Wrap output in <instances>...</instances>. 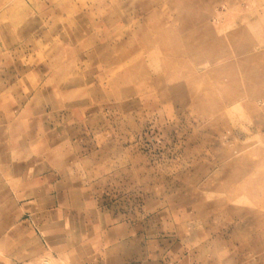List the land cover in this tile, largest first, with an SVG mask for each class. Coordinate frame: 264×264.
Instances as JSON below:
<instances>
[{
    "label": "rangeland",
    "instance_id": "obj_1",
    "mask_svg": "<svg viewBox=\"0 0 264 264\" xmlns=\"http://www.w3.org/2000/svg\"><path fill=\"white\" fill-rule=\"evenodd\" d=\"M258 225L264 0H0V264H264Z\"/></svg>",
    "mask_w": 264,
    "mask_h": 264
},
{
    "label": "bare ground",
    "instance_id": "obj_2",
    "mask_svg": "<svg viewBox=\"0 0 264 264\" xmlns=\"http://www.w3.org/2000/svg\"><path fill=\"white\" fill-rule=\"evenodd\" d=\"M212 42H214V41H211V43H212ZM192 44H194V42H193ZM213 44H214V43H213ZM207 45H208V44H207ZM245 46H246V45H245ZM255 47H256V46H255ZM203 48H204V47H203ZM258 226H259V225H258ZM259 227H260V226H259ZM263 227H264V226H263ZM263 227H262V225H261V227L259 228V230L261 229L262 231L260 230V231L258 232V231L256 230L258 233H257L256 236L254 237L255 240H257V239H261V238H262V235H263V233H264V232H263V231H264V230H263V229H264ZM256 237H257V238H256Z\"/></svg>",
    "mask_w": 264,
    "mask_h": 264
},
{
    "label": "crops",
    "instance_id": "obj_3",
    "mask_svg": "<svg viewBox=\"0 0 264 264\" xmlns=\"http://www.w3.org/2000/svg\"><path fill=\"white\" fill-rule=\"evenodd\" d=\"M29 225L32 226V228H33V225H31V223H29ZM32 238H33V240H34V237H33V236H31V239H32ZM39 240H40V239H39ZM39 240H36V239H35V242H34V243H35V244H36V243H37V244H38V243H41V241H39ZM9 258H10V257H9ZM100 264H102V263L100 262Z\"/></svg>",
    "mask_w": 264,
    "mask_h": 264
}]
</instances>
